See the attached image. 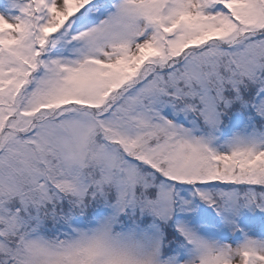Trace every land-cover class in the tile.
I'll use <instances>...</instances> for the list:
<instances>
[{"label":"snow or ice","instance_id":"snow-or-ice-1","mask_svg":"<svg viewBox=\"0 0 264 264\" xmlns=\"http://www.w3.org/2000/svg\"><path fill=\"white\" fill-rule=\"evenodd\" d=\"M0 264H264V0H0Z\"/></svg>","mask_w":264,"mask_h":264}]
</instances>
